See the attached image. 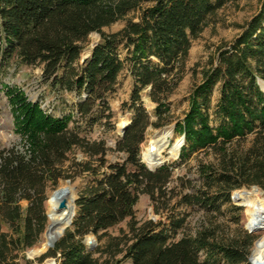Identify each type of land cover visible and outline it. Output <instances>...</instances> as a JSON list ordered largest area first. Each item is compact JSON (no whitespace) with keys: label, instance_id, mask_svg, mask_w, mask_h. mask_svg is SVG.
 Segmentation results:
<instances>
[{"label":"trees","instance_id":"obj_1","mask_svg":"<svg viewBox=\"0 0 264 264\" xmlns=\"http://www.w3.org/2000/svg\"><path fill=\"white\" fill-rule=\"evenodd\" d=\"M143 1L0 0V64L14 60L42 66L50 90L78 97L69 113L53 116L19 88H5L13 133L21 141L9 146L0 142V264H18L44 232L47 188L81 176L89 180L75 200L72 223L41 260L50 256L55 264H251L250 235L229 242L216 241L206 232L188 235L187 214L181 208L218 212L230 204L235 189L255 185L264 190V94L257 85L258 79L264 81V0L242 32L217 52L191 93L188 112L175 125L174 131L184 137L181 161L208 147L221 154L219 168H198L204 190L186 194L167 185L174 163L150 171L139 157L145 131L152 125L140 94L149 88L156 123L162 121L192 41L231 0H152L141 8ZM135 11L136 21L125 20L115 33L102 31ZM92 33L100 39L81 62ZM124 68L133 81L129 99L122 103L130 123L115 147L106 148L103 140L89 141L82 133L111 120L107 99ZM217 84L220 122L212 126L208 108ZM248 134H254L248 148L226 152V145L240 146ZM76 149L84 160L69 158ZM107 152L124 157L110 163ZM141 195L149 197L158 220H135L134 206ZM124 220L126 230L108 232ZM88 235L97 241L93 250L84 243Z\"/></svg>","mask_w":264,"mask_h":264},{"label":"rangeland","instance_id":"obj_2","mask_svg":"<svg viewBox=\"0 0 264 264\" xmlns=\"http://www.w3.org/2000/svg\"><path fill=\"white\" fill-rule=\"evenodd\" d=\"M261 0H231L224 7L217 10L211 17L207 26L200 33L198 38L192 41L188 51L183 70L179 74V80L172 94L168 97V113L166 117L159 123H156V117L153 114L155 103L148 96L149 88H145L141 94V102L149 114L152 125L148 126L144 140L140 144L139 157L143 162V155L148 146L154 140L156 135L163 129H171V139L167 149L161 154L164 161L162 164L174 163L172 166V175L169 183V188H174V192L182 194L191 193L193 190L202 189L199 180L198 168L201 165L209 164L213 168H219L221 154L213 147L200 149L192 153L186 160L179 159L180 148L176 157L169 156V151L178 143V140L183 136L174 131L177 122L181 121L188 112L190 104V96L193 89L202 82L204 72L208 71L213 63L217 52L228 45L236 36H238L246 23L259 11ZM152 4V0H144L141 8L148 7ZM139 11H135L127 15L124 20L117 21L108 27H104L102 31L106 34H111L119 31L124 25L125 20H137ZM100 36L97 33H92L87 38V49L92 43L98 42ZM83 53V51H82ZM81 53V56H82ZM123 57V54H121ZM80 62V61H79ZM42 66L39 65H22L12 60L8 64H0V142L9 146L19 143L20 137L13 133V120L10 114L8 101L5 96V88H19L28 97V100L39 102L41 108L48 114L53 116H61L70 112V106L78 100L74 93L62 92L58 93L50 90L42 78ZM132 78L130 77L127 68H124L117 78L115 92L112 93L107 101L112 111V118L109 123L103 125V122L98 123L86 132L82 133L89 141L103 140L106 148H114L118 139L121 137L118 131V125L122 119L129 121L130 113L122 109V103L128 101L132 90ZM263 93V92H262ZM264 94V93H263ZM83 97V96H82ZM219 98V84H217L210 95V106L208 108L209 120L212 126H217L220 122L216 116L217 102ZM73 126L72 123L69 124ZM254 134L245 136L244 142L240 146L226 145V152H242L251 145ZM183 145V144H182ZM124 155L117 152H107L105 159L110 162L121 161ZM69 158H75L77 161L84 160L85 156L80 150H74ZM88 178L83 176L77 177L72 182L68 180H60L56 188L48 187L46 190V201L44 202L45 213L48 212V204L52 198L50 194L59 187L69 185L73 190L68 191L74 200L77 199L80 191L88 182ZM246 192L250 193L253 198H256L260 206L264 208V190L258 186H242L235 189L230 194V204H224L218 212L205 213L196 207L181 208L187 214V221L184 232L188 235L195 236L198 233L206 232L212 239L220 242H229L233 238L251 236L252 245L249 249V257L253 254V258L259 262L264 257V227L257 226L253 213L249 208L238 201V198L231 199L234 193ZM236 194V197L238 196ZM76 211V208H75ZM248 214V215H247ZM253 216V217H252ZM134 217L138 222L146 220H158L159 216L154 214L152 203L147 195H141L134 206ZM254 218V219H253ZM49 224L47 219L46 227ZM127 220L108 230L111 234H118L120 230H126ZM46 230V228H45ZM44 230V232H45ZM44 232L39 236L37 242L29 249L25 250L18 260V264H49L53 257H45L42 260L40 257H28L27 253L30 250L39 249L42 253H49L52 248L49 246L50 240L44 235ZM63 235V234H62ZM181 233L179 234V236ZM86 237H93L92 235ZM61 238V237H60ZM59 238V239H60ZM47 247V248H44ZM264 264V262H263Z\"/></svg>","mask_w":264,"mask_h":264},{"label":"bare ground","instance_id":"obj_3","mask_svg":"<svg viewBox=\"0 0 264 264\" xmlns=\"http://www.w3.org/2000/svg\"><path fill=\"white\" fill-rule=\"evenodd\" d=\"M261 87H262V90L264 91V83L261 84ZM126 123H127V121L125 119H122L121 122L119 123L118 127L120 128V127L124 126ZM171 134H172L171 129L167 128V129L161 130L156 135L154 140H152V142L150 143L151 145H153L155 147V151L153 153H150L148 151V148H147V150L145 151V153L143 155V162L144 163L150 164V165H156V164L162 163L164 161L161 154L163 153V150L167 149L168 143L172 137ZM175 144L176 145H173V147L169 151V156L172 158L176 157L178 154V151H179V142L175 143ZM69 190H71V188H68L67 192L63 193V195H62V197L66 199L68 207L72 205V196L67 194ZM237 195L238 196L236 198H238V201L241 204H244L245 206H247L251 212H253V210L256 211L253 213L254 218L257 220L256 225L260 226L261 223L264 224V213H263L264 208L260 206L259 201L256 198H253L250 193L238 192ZM50 198H52V199L50 200V202L48 204V213L49 214H51L54 211V208H55V205L57 202L56 199L54 197H52L51 195H50ZM63 217H64V213L58 214L56 216H53V220L58 221ZM49 233H48L49 235L47 234L48 236L47 235H45V236H47L48 240H50V242H51L54 239H58V237L62 234V228L54 229V230L50 231ZM44 248H47V247H44ZM33 251L34 252L39 251L40 253H42V251L39 249H36ZM263 262H264V257H262V259H260V261L258 263L263 264Z\"/></svg>","mask_w":264,"mask_h":264},{"label":"water","instance_id":"obj_4","mask_svg":"<svg viewBox=\"0 0 264 264\" xmlns=\"http://www.w3.org/2000/svg\"><path fill=\"white\" fill-rule=\"evenodd\" d=\"M97 42L92 43L87 49L83 50L82 56H81V62H84L89 56L90 53L92 51V49L96 46ZM264 83V81L258 79L257 80V85L259 87V89L264 93V91L262 90L261 84ZM130 121H127V123L122 126V127H118V131L120 133V135L122 136L125 132L126 127L129 125ZM171 128V127H170ZM172 129V128H171ZM179 148L182 146V144L184 143V137L182 136L179 140ZM148 151L150 153H153L155 151V147L153 145H149L148 146ZM144 163V162H143ZM146 167L150 170L153 171L155 170L157 167H159L160 165H162V163L156 164V165H150V164H146ZM68 183L70 181H67ZM68 188H71V190H73L72 187H70L69 185L64 186V187H59L57 189H55L50 195L52 197H54L56 199V205L54 208V211L49 214L48 212H46V217L49 220V224L46 227V230L44 232V235H47L50 231L54 230V229H58V228H62V234L64 233V231L71 225L72 220L74 218L75 215V200L74 198H72V205L71 206H67V202L66 199L62 197L63 193H66ZM236 192L232 195L231 199L236 198ZM64 213V217L61 218L58 221L53 220V216H56L58 214H62ZM264 213V210H263ZM62 234L58 237V239L62 236ZM58 239H54L49 243V246L51 248L54 247L56 241ZM84 243L85 245L88 247V249L93 250V248L96 245V242L94 241L93 237H85L84 239ZM45 253H40L39 251L34 252L33 249L30 250L27 253L28 257H41L43 256ZM249 262L251 264H260L257 261H255L253 259V254L248 258ZM49 264H55V260H51V262Z\"/></svg>","mask_w":264,"mask_h":264}]
</instances>
